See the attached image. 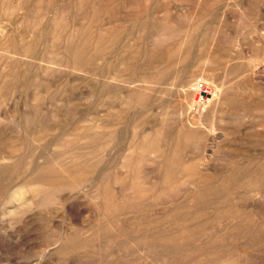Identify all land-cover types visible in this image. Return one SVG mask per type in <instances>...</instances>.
<instances>
[{
  "label": "rangeland",
  "instance_id": "374dc122",
  "mask_svg": "<svg viewBox=\"0 0 264 264\" xmlns=\"http://www.w3.org/2000/svg\"><path fill=\"white\" fill-rule=\"evenodd\" d=\"M127 162L154 229L84 252ZM0 264H264V0H0Z\"/></svg>",
  "mask_w": 264,
  "mask_h": 264
},
{
  "label": "bare ground",
  "instance_id": "6f19581e",
  "mask_svg": "<svg viewBox=\"0 0 264 264\" xmlns=\"http://www.w3.org/2000/svg\"><path fill=\"white\" fill-rule=\"evenodd\" d=\"M98 49H100V48H98ZM95 50L97 51V48ZM97 53H99V51ZM132 155H134V154H132ZM128 157H130V156H128ZM132 158H133V156H132ZM171 160L174 161L173 158ZM157 164H159V162H157ZM137 166H138V162H135V163L127 162L122 167L124 170V172L122 174H124V175L118 176L120 174V173H118V175L106 176V177H104L103 180H101L102 181L101 184L97 187V189L92 194V200H95V202H96L95 206L101 211L102 216H103L102 218L104 219V222L102 223V227H101L100 231L99 232L96 231L95 234H91L93 236L90 237L89 239H87L85 244L79 245L78 248H80L84 252L89 251V249L87 247L88 243L99 241L101 236H106V235H109L111 233L118 234L121 231L120 228L122 229V227L126 226V225H129L130 229H133V227L135 229H138L136 231L134 230L133 232H140V230H142L143 227H145L146 229L148 228V226L150 227V229L152 228L151 227L152 223H149V224H143L142 223L143 215L141 213H139V212H141V210H140L141 206H138L137 204L130 202V200L127 203L128 199H129L128 191L131 192V191L136 189L138 192V196L136 198H139V200H143L145 194L148 193V191L142 190L141 186L138 183L137 174L135 172ZM49 168H55V172L49 176V177H51V180L48 178L49 183L48 182L45 183V181H36V182H39L40 184H44L45 187H53L57 191H58V189L62 190L64 188H70L71 190H75L76 187L78 186L80 180L83 179L82 175H78V174H76V175L73 174L75 176V177H73V175L69 174L70 169L66 165L63 166L62 164H53L51 166L42 167V169L41 168L40 169L42 170V172H45V174H47L46 172H48L47 170H49ZM49 173L50 172H48V174ZM41 177H42V175H41ZM87 177H88V175H87ZM162 177H163V175L158 174L157 176L154 177V179L160 180ZM171 178H172L171 173L169 171L166 172V175L164 177V184L170 183ZM32 180H30L27 184L28 185L35 184V181H32ZM153 183L157 184L156 182H153ZM193 188H195V187H193ZM152 198H154V197H152ZM200 199H201V195L198 193L194 194L190 198V200L192 202L199 201ZM131 210H137L139 212H137L134 215V217L132 218V221L128 222L125 220L126 218L125 219H123V218L126 217L128 215V211H131ZM191 223H190V225H191ZM167 227H169V226H167ZM187 227H188V225L184 224L183 228H182L183 231H185L187 229ZM152 229H154V228H152ZM73 230H74V228H73ZM127 234H129V232H127ZM146 235H147V233H146ZM118 236H120V235H118ZM189 236L190 235H188V238H189ZM145 242H151L152 244H154L156 246H158V245L163 246V247L166 246L163 244V242H164L163 240L159 241L158 243L153 242L152 237L149 241L145 240L144 243ZM211 242H213V241H211ZM148 244H150V243H148ZM209 244L213 245V243H209ZM137 245H139V243ZM133 246L134 245L131 246V244H130V247H133ZM207 248H210L209 245L207 246ZM114 262H115V260H114Z\"/></svg>",
  "mask_w": 264,
  "mask_h": 264
}]
</instances>
